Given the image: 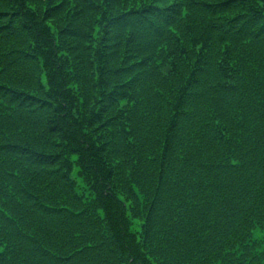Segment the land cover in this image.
<instances>
[{"label": "trees", "instance_id": "obj_1", "mask_svg": "<svg viewBox=\"0 0 264 264\" xmlns=\"http://www.w3.org/2000/svg\"><path fill=\"white\" fill-rule=\"evenodd\" d=\"M31 1L0 0V264H264V0Z\"/></svg>", "mask_w": 264, "mask_h": 264}, {"label": "rangeland", "instance_id": "obj_2", "mask_svg": "<svg viewBox=\"0 0 264 264\" xmlns=\"http://www.w3.org/2000/svg\"><path fill=\"white\" fill-rule=\"evenodd\" d=\"M82 1H84V0H73V3H71V7H79L78 10H82L83 11V16L81 17V19H84V17L86 16V14H85L84 10L80 6V4H82ZM109 1H110V4L114 7L115 10H120L122 8V6H116V3H117L118 0H109ZM153 1H156V0H153ZM174 1L175 0H166V2H168V3L174 2ZM31 2L32 3H35V4H38L39 0H32ZM106 2L108 3L107 0H106ZM84 9H88V7L86 6V7H84ZM133 9H135V7H128L127 9L122 10V12H126V11L133 10ZM152 12L153 13H152L151 16H153V18H155V20H157V22L159 23V21H158L159 19L158 18L160 16V10L153 9ZM257 235H259V233H257ZM261 235L262 234H260V236Z\"/></svg>", "mask_w": 264, "mask_h": 264}]
</instances>
